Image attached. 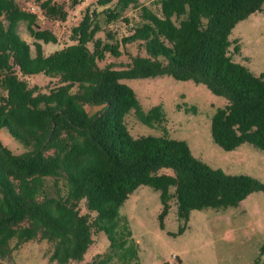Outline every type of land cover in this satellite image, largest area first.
Returning a JSON list of instances; mask_svg holds the SVG:
<instances>
[{
    "label": "trees",
    "instance_id": "obj_1",
    "mask_svg": "<svg viewBox=\"0 0 264 264\" xmlns=\"http://www.w3.org/2000/svg\"><path fill=\"white\" fill-rule=\"evenodd\" d=\"M36 2L37 12H27L0 0V131L26 149L16 154L0 140V258L44 241L50 263H81L103 234L108 251L86 264H139L119 213L138 188L159 194L160 229L174 207V235L185 232L191 211L236 207L264 193L257 179L211 168L165 132L133 137L125 123L131 111L149 127H160L165 114L143 112L123 83L168 76L204 85L226 100L210 119L212 142L227 152L244 144L264 151V74L235 62L240 45L229 40L239 22L264 13V0H100L105 8L83 10L49 53L45 46L58 41L39 21L66 14L52 0ZM253 264H264V242Z\"/></svg>",
    "mask_w": 264,
    "mask_h": 264
},
{
    "label": "rangeland",
    "instance_id": "obj_2",
    "mask_svg": "<svg viewBox=\"0 0 264 264\" xmlns=\"http://www.w3.org/2000/svg\"><path fill=\"white\" fill-rule=\"evenodd\" d=\"M152 1L139 0L145 6ZM16 2L27 12H37L39 6L36 0ZM52 2L63 8L66 21H39V26L50 31L58 41L55 45L45 46L47 53L64 45L69 30L78 25L83 10L105 8L99 5L100 0H81L75 7L73 0ZM133 11L128 9L124 16L132 20ZM229 40L240 45V53L232 55L235 62L255 75L264 74V13L253 14L239 22ZM42 81L40 77L30 78L31 83L40 84ZM123 83L134 91L143 112L161 107L165 114V122L160 127H149L140 123L131 111L125 117V123L133 137L160 136L165 132L169 138L185 141L193 157L211 168L228 175H248L264 184V151L244 144L227 152L212 142L210 119L216 109L226 105L223 97L213 95L204 85L175 81L168 76ZM87 110L92 113L95 108L88 107ZM0 140L16 154L26 151L3 130L0 131ZM160 211L159 194L148 187L138 188L119 210L127 218L133 238L138 243L139 264H253L264 242L263 192L250 194L236 207L191 211L187 229L181 235H174L178 230L174 207L171 205L163 230L157 221ZM49 251L50 245L44 241L29 242L18 251L0 258V264H53L48 261ZM107 251L108 241L100 234L84 255L83 262L69 264L89 263L96 255Z\"/></svg>",
    "mask_w": 264,
    "mask_h": 264
},
{
    "label": "built area",
    "instance_id": "obj_3",
    "mask_svg": "<svg viewBox=\"0 0 264 264\" xmlns=\"http://www.w3.org/2000/svg\"><path fill=\"white\" fill-rule=\"evenodd\" d=\"M38 10V8H36Z\"/></svg>",
    "mask_w": 264,
    "mask_h": 264
}]
</instances>
